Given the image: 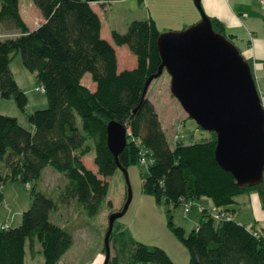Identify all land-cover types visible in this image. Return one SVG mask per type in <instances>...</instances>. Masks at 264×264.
I'll return each mask as SVG.
<instances>
[{"label":"trees","instance_id":"16d2710c","mask_svg":"<svg viewBox=\"0 0 264 264\" xmlns=\"http://www.w3.org/2000/svg\"><path fill=\"white\" fill-rule=\"evenodd\" d=\"M31 1L44 18L33 29L21 13V0H0V22L20 30L15 36L0 38V97L13 98L26 109L28 95L11 68L12 54L20 53L23 64L36 72L49 103L28 114L30 127L14 115L0 113V194L5 181L20 179L28 184L38 180L48 165L69 178L72 192L63 193L57 201L32 187V202L21 223L0 227V264H25L28 238L32 245L36 238L41 241L46 264H61L74 235L55 223L51 212L59 201L72 196L88 214L99 211L109 190L108 178L120 168L107 142L111 120L128 126V144L119 155L121 165L140 163L142 154H147L143 192L157 202L181 205L209 196L217 207L228 211L236 196L254 189L264 205V180L240 186L233 173L219 164L214 131L192 142L169 140L155 103L144 94L148 78L162 63L158 46L162 31L152 17L133 19L125 32L113 29L112 42L103 37L102 16L92 5L112 0ZM211 19L214 28L234 42L224 23ZM116 45L131 49L137 56L135 67L119 69ZM88 73L97 84L94 90L83 81ZM91 150H95L96 169L84 159ZM170 217L190 251L189 264H264V229L249 228L233 216L216 219L204 211L199 225L186 234ZM116 223L111 238L117 253L109 264H176L163 247L133 240L122 224L116 232ZM129 241L133 248L126 257Z\"/></svg>","mask_w":264,"mask_h":264},{"label":"rangeland","instance_id":"374dc122","mask_svg":"<svg viewBox=\"0 0 264 264\" xmlns=\"http://www.w3.org/2000/svg\"><path fill=\"white\" fill-rule=\"evenodd\" d=\"M107 5V9L111 12L112 7H110L109 3ZM20 9L28 26L36 27L42 21L43 16L40 9L31 0H21ZM123 9L125 8H118L119 13L117 12V15L112 13V16L121 19L119 22H122L125 18ZM105 13L107 15V10ZM111 18L103 15V37L110 32ZM126 30L127 28L122 32ZM19 33L20 30L6 28L0 22V38L15 36ZM117 47L119 56L122 58L128 46L117 45ZM132 54L134 55L133 52ZM11 68L17 82L27 93L29 102L26 109L22 110L15 99L0 97V113L14 115L22 125L30 127L28 114L35 109L47 107L48 98L45 91L42 90V84L36 72L28 69L23 64L20 53L12 54ZM88 74L87 76L85 75V81L91 76L90 73ZM150 94L157 103L160 117L171 143L174 142L175 136L182 132L185 133V136H180V141L184 140L185 142L201 140L210 136L211 131L202 128L190 117L177 97L172 93L171 76L166 70L161 76L152 81ZM77 120L82 128L81 117L78 116ZM94 155L95 152L90 151L86 155L85 162L89 167L96 169ZM127 170L133 189V197L126 213L117 219L116 232L120 230V224H122L133 240L141 241L151 246L163 247L176 264H189L190 251L184 240L173 228L170 222V215H172L177 225L184 226L185 233L188 234L196 227L197 222H195L196 219L193 216L198 212V204L203 205L204 201L208 200L212 202L208 209H215L213 208L215 205L212 198L209 196L200 197L192 206L190 212L184 216V203L181 205H173L166 202L159 203L153 195L143 193L144 175L148 170L147 164L141 162L133 163L127 167ZM108 180V193L96 214H88L84 206L73 196L68 200V203L59 201V207L51 212V219L55 223L66 227L74 235V243L61 258V264L104 263L106 257L105 235L109 226V215L123 206L127 196V180L121 168H118ZM4 184L8 187V199L3 203L7 206L6 209L11 208L14 211H22L21 215L18 213L8 220L10 221V226H16L21 223L24 210L28 209L32 202V187H37L57 201L63 193L69 194L72 192L69 178L52 165L45 167L38 180H30L28 184L20 179L7 180ZM0 218H2V215ZM132 248L133 245L129 241L128 253L125 252L124 256L128 257ZM116 253L117 244L114 238H111V254L114 256ZM25 264H46L42 243L38 238L35 239L33 245L30 238H28Z\"/></svg>","mask_w":264,"mask_h":264},{"label":"water","instance_id":"95a60500","mask_svg":"<svg viewBox=\"0 0 264 264\" xmlns=\"http://www.w3.org/2000/svg\"><path fill=\"white\" fill-rule=\"evenodd\" d=\"M202 19L182 30L160 34L158 46L162 63L145 85L166 70L172 93L188 115L202 128L217 135L216 159L233 173L240 186H254L264 180V104L250 62L239 47L217 31L195 0ZM107 142L127 180L123 206L109 215L105 235L106 257L111 259V234L115 221L129 208L133 197L127 167L119 155L128 144V126L116 120L107 124Z\"/></svg>","mask_w":264,"mask_h":264},{"label":"crops","instance_id":"0c3cea01","mask_svg":"<svg viewBox=\"0 0 264 264\" xmlns=\"http://www.w3.org/2000/svg\"><path fill=\"white\" fill-rule=\"evenodd\" d=\"M153 1L112 0L107 2H93L92 5L94 9L101 14L102 19L103 15L111 18L112 13L117 15L118 8H125L123 9L125 12V18L122 22H119L121 19L116 18V16H112L111 18L112 24L110 32L105 38L112 42V30H125L133 19L152 17L162 32L169 30H182L202 19V12L198 8L195 0H155L154 3H152ZM201 2L206 14L210 17H216L224 23L226 32L232 36L234 43L250 62L260 91L264 93V0H201ZM108 3L110 7H112L111 12L107 9ZM106 10L107 15L105 13ZM43 20L44 18H42V21ZM29 27L31 29L35 28L31 26ZM116 49L119 59V69L133 68L137 65V56L132 54L129 47L124 51L122 58L119 56L117 45ZM87 75L89 74H86V76ZM83 81L92 90L96 88L97 84L92 80L91 76L87 81H85L84 77ZM151 85L152 83L149 86L147 95L153 100L158 110L157 103L150 94ZM91 152H95V150H91ZM85 158L86 156L84 159ZM7 189V185L4 184L0 194V216L2 215V218H0V227L5 225L10 226V221L8 220H10V218L12 219L13 215H17L18 213L21 215L22 212L14 211L11 208L6 209L7 206L3 203L8 199ZM65 202L68 203L69 201ZM210 204H212V202L208 200L204 201V208L208 209ZM216 207V205L213 206V208ZM228 211L229 214L249 228L258 230L264 229V205L261 195L257 190L252 189L236 196V201L230 205ZM184 216L186 215L184 214ZM201 216L202 212L198 209V212L193 216L196 219L195 222H197L196 226L199 225Z\"/></svg>","mask_w":264,"mask_h":264},{"label":"built area","instance_id":"2783aa9c","mask_svg":"<svg viewBox=\"0 0 264 264\" xmlns=\"http://www.w3.org/2000/svg\"><path fill=\"white\" fill-rule=\"evenodd\" d=\"M42 90L44 91V88L42 87ZM260 94H261V97H262V101H263V104H264V93L263 92H261L260 91ZM180 136H185V133L184 132H182V133H178L176 136H175V142L176 141H179L181 138H180ZM182 137V138H183ZM140 162L141 163H143V164H148V157H147V154L144 152L143 154H142V156L140 157ZM196 201L197 200H189V201H185L184 202V205H185V207H184V214L185 215H187L189 212H190V210H191V208H192V206L196 203ZM198 209L201 211V212H204V211H207V212H210L216 219H223V218H230V217H232V215L231 214H229V211H227V210H224V209H222V208H215V209H213V210H209V209H205L204 208V205H202V204H198ZM2 227H4V228H6V227H8V225H5V226H2Z\"/></svg>","mask_w":264,"mask_h":264}]
</instances>
